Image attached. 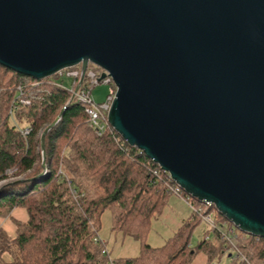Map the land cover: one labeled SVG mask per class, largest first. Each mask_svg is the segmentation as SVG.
Listing matches in <instances>:
<instances>
[{"label":"water","instance_id":"95a60500","mask_svg":"<svg viewBox=\"0 0 264 264\" xmlns=\"http://www.w3.org/2000/svg\"><path fill=\"white\" fill-rule=\"evenodd\" d=\"M89 63L128 145L264 237V0H0V65L38 80L79 66L77 90Z\"/></svg>","mask_w":264,"mask_h":264},{"label":"trees","instance_id":"16d2710c","mask_svg":"<svg viewBox=\"0 0 264 264\" xmlns=\"http://www.w3.org/2000/svg\"><path fill=\"white\" fill-rule=\"evenodd\" d=\"M62 76L38 80L0 65V216L10 217L14 208L28 216L13 220L14 238L0 227V264H190L198 251L206 255L204 264H223L228 253L226 264H264V237L241 232L197 200L188 199L192 215L161 247L146 243L151 219L172 192L167 173L108 123L96 133L86 104L69 90L76 84L65 87L57 81ZM81 87L92 89L87 79ZM56 119L41 148L44 129ZM106 209L112 230L140 241L137 255L110 259L96 240ZM208 214L214 239L205 235L192 245L194 227ZM6 251L11 262L1 258Z\"/></svg>","mask_w":264,"mask_h":264},{"label":"rangeland","instance_id":"374dc122","mask_svg":"<svg viewBox=\"0 0 264 264\" xmlns=\"http://www.w3.org/2000/svg\"><path fill=\"white\" fill-rule=\"evenodd\" d=\"M89 67H94V65L89 63ZM57 81L62 82L65 87H70L72 79L63 75L62 77H58ZM108 88L109 85L102 82L93 85L90 95L94 102H101L105 98L108 92ZM185 198L186 197H184L183 195L179 197L172 192L168 194L167 204L164 206L158 216L152 218L149 223V229L145 235L146 243H148L152 247H161L173 234V232L181 224V222L192 215L193 209L190 206L189 200ZM188 198L191 200V203H194V198H192L191 196H188ZM19 209L21 211L18 213H22L21 215L24 216V220H22L21 215H19L18 213H15L13 215V209L10 211V217L0 216V224L4 223L7 225L8 228H6L7 231H5L10 238H14L16 236L17 227L13 220L15 219L21 222H25L28 219L26 210L24 208ZM98 235L100 240L104 242L105 249L108 251L110 259L132 257L137 255L139 252V240L128 235H124L118 230H112V217L109 209H106L102 212V215L100 217ZM205 235H207L210 240L214 239L210 224L202 219L199 224L194 227L190 236V243L192 245H196L204 238ZM227 245L228 243H224V250H229ZM228 255L229 253L227 254V256L224 255L221 258L219 256L220 262L223 264L228 263L230 259ZM1 258L5 262H11L12 254L6 251L2 253ZM219 258L216 259L218 260ZM205 260L206 255L203 252L198 251L194 255V258L190 262V264H204Z\"/></svg>","mask_w":264,"mask_h":264},{"label":"built area","instance_id":"2783aa9c","mask_svg":"<svg viewBox=\"0 0 264 264\" xmlns=\"http://www.w3.org/2000/svg\"><path fill=\"white\" fill-rule=\"evenodd\" d=\"M104 71L95 66L94 67H89V64L87 65V68L85 70V76L84 79H87V81L89 82V86L91 85L93 87V85H96L100 82L108 84L109 88H108V92L105 96V98L99 102L96 103L94 102V100L92 99L90 92L91 89H85L81 87V84L79 86V88L77 90H75V86L72 88H70L69 90L72 93V96L75 97L76 99H78L79 101H81L82 103L86 104V112L89 115V119H90V125L95 129L96 133L100 134L103 130H104V125L107 124V118H106V113L107 110L110 106L111 100L113 98V94H114V86L113 83L111 81V78L109 77V75L107 73H105V75L103 77H101L102 73ZM58 74H63L65 77L71 78L72 82L74 84L77 83L78 81V77H79V68L78 66L72 67V68H67L64 69L62 71H60ZM83 79V80H84ZM76 81V83H75ZM83 82V81H82ZM23 104H27L28 101L27 100H20ZM170 179L169 174H167ZM172 186H170L169 188L171 189V191L181 197L183 192L179 186L175 185L172 181ZM185 199H189L188 196ZM204 220L208 223H211V216L205 215L203 216ZM100 238H96V240ZM103 242V241H102ZM106 250V249H105ZM103 250V252L105 251Z\"/></svg>","mask_w":264,"mask_h":264},{"label":"crops","instance_id":"0c3cea01","mask_svg":"<svg viewBox=\"0 0 264 264\" xmlns=\"http://www.w3.org/2000/svg\"><path fill=\"white\" fill-rule=\"evenodd\" d=\"M21 210L19 209V208H14L13 209V211H12V214L14 215L15 213H18V212H20ZM19 214V213H18ZM22 214V213H21ZM21 214H19V215H21ZM26 214V213H25ZM24 216L23 215H21V218H22V220H24V218H23ZM26 218V217H25ZM0 227L3 229V230H6L7 231V229L6 228H8L7 227V225L6 224H0ZM126 258H128V257H126Z\"/></svg>","mask_w":264,"mask_h":264}]
</instances>
